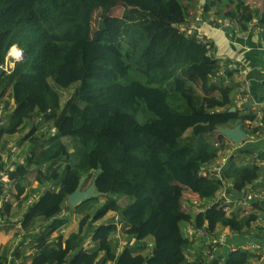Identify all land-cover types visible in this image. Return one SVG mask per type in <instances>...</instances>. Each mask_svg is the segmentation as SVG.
I'll return each instance as SVG.
<instances>
[{
    "label": "trees",
    "instance_id": "trees-1",
    "mask_svg": "<svg viewBox=\"0 0 264 264\" xmlns=\"http://www.w3.org/2000/svg\"><path fill=\"white\" fill-rule=\"evenodd\" d=\"M120 2L129 7L124 16L109 14ZM246 3L206 0L200 13L228 36L249 31L254 18L264 28V5L253 11L244 9ZM97 9L100 20L92 32ZM216 14L221 23L211 19H219ZM189 16L182 0H0V65L11 46L25 52L9 72L0 67V102L12 105L0 139L32 123L27 155L7 177L18 196L33 171L39 183L59 186L24 209L23 227L37 217L52 226L34 242L30 264H204L202 242L186 235L181 223H206L211 232L227 227L241 236L250 226L253 215L233 217L216 205L194 215L178 203L185 190L201 199L215 196L221 180L198 174L218 157L215 131L238 124L246 130V120L253 118L231 110L233 91L241 84H226L225 77L211 81L221 59L213 54L214 40L180 28H187ZM73 86L63 102L62 90ZM37 119L50 122L53 131H40L33 125ZM7 143L0 148V169ZM253 146L242 151L250 153ZM90 173L106 199L65 237L61 229L70 215L64 207L72 208L67 197ZM257 175V167L233 160L223 171L237 191ZM165 192L178 201L167 200ZM117 195L133 200L121 204ZM10 208L6 203L7 212ZM109 211L117 213L114 220L96 223ZM120 222L127 238L118 250L120 238L113 236ZM53 231L57 235L49 239ZM148 237L151 250L136 253ZM88 238L91 248L85 247ZM222 256L212 264H249L250 253L242 249ZM3 260L7 264L0 256Z\"/></svg>",
    "mask_w": 264,
    "mask_h": 264
},
{
    "label": "built area",
    "instance_id": "built-area-1",
    "mask_svg": "<svg viewBox=\"0 0 264 264\" xmlns=\"http://www.w3.org/2000/svg\"><path fill=\"white\" fill-rule=\"evenodd\" d=\"M197 19H203V16L198 17ZM214 20V19H212ZM228 24V22H225ZM251 28V27H250ZM262 30V28H259ZM251 30L243 33H238L237 30L234 33L230 34V38L235 39L238 37H246L249 35ZM253 32V31H252ZM262 35L264 33L262 31ZM18 51L14 52L12 55L14 56V61H5L4 65H0L5 71L9 72L13 69L16 62L23 59L22 51L17 47ZM264 49V42H263ZM12 53L11 48L8 52V55ZM17 55L22 59H17ZM219 71L211 76V81L216 82L220 77H225V83L229 80V74L233 73L240 77L241 86H240V94L243 95L240 98L233 99L234 107H238L243 114L253 115L252 119L246 120V130L245 137L240 141H235L225 134L220 132V130L215 131L214 134V142L213 145L219 148V154L216 160L207 164L200 169L198 172L199 176H213L221 180V188L216 192L215 196L208 199H201L197 194V197L200 199L201 207L196 211L194 210V215H199L212 206L222 207L225 212L229 215L232 214L230 212L233 211L234 207H246L256 204L257 200L264 199L263 194H259L258 187L263 186L264 184V175L258 174L250 183L243 186L239 191L235 189V183L232 180L225 179L223 176L224 169L228 166L231 160L236 159L243 148H245L248 144L251 143H263L264 146V70L262 76L260 78H254V76L247 78L249 72L254 73V71L259 67L256 66L258 64L253 65L254 63L243 65L242 61H230L226 58H220ZM252 66L251 70H245L246 67ZM264 67V61L261 64ZM11 111V107H7L4 101L0 102V128L5 126L6 118ZM16 143L14 141H8L6 144V148L3 151V168L0 169V213L3 209V205L5 202L9 201L11 197V192L14 190V185L12 181L10 182L8 179V172L16 169L17 162L21 161V157L19 152L16 150ZM1 148V146H0ZM241 164L246 166H254L259 168L260 170H264V160L260 158L258 155V150L254 153H247ZM58 185H48L42 186L35 193L28 198L27 203L31 204L36 201L39 195L47 190H58ZM196 209V208H195ZM25 210L21 212V214L17 217L18 226L22 228V215ZM6 219L0 215V230L3 229L6 225ZM17 227V223L14 224ZM118 231L115 234L117 238H120V244L118 246V250L123 247V244L126 240H123L121 235V229L123 227V223H118ZM208 224L195 225L194 223H185L184 232L186 235L194 237L195 239H200L203 241L204 246L202 250V261L204 264H212L215 261L222 262L223 261V252L224 251H236L238 249H242L244 251H253L259 257V261L261 264H264V212L255 215V218L251 221L249 227H247L246 231L242 234L244 238H246L245 242L242 244H230L227 240L228 238H237L240 235L239 232L232 230L229 228L228 231H216L211 232L208 230ZM21 235V234H20ZM22 236V235H21ZM259 236V238L257 237ZM22 241V238L16 237ZM25 245L28 244V241L23 242ZM17 248V241H14L11 247V253ZM35 247H32L31 251L35 254ZM12 264H17V258L11 259Z\"/></svg>",
    "mask_w": 264,
    "mask_h": 264
},
{
    "label": "rangeland",
    "instance_id": "rangeland-1",
    "mask_svg": "<svg viewBox=\"0 0 264 264\" xmlns=\"http://www.w3.org/2000/svg\"><path fill=\"white\" fill-rule=\"evenodd\" d=\"M205 1L206 0H202V3H200V0H182V2L185 4V6L188 8V10H191L190 16H189L188 20L185 23V25L187 26V28H185L184 26H182V27L180 26V28L184 29V31L187 34L190 35V34H192L193 31H197V33H198L199 36H203L204 35L203 32H201V30L199 29L202 26L203 22L202 23H199L201 21V19L195 18V15L198 13V11L200 10V8L202 7V4H204ZM263 5H264V0H247V3L244 6V9H246V10H253V11H255L256 9H260L261 10L263 8ZM128 8L129 7L125 3L120 2L116 6H114V7L111 8L109 14L114 15V16H117V17H123L124 14H125V12L128 10ZM100 14H101V9H97L95 11L94 15H93V20H92V24H91L92 32H94L97 29L98 22L100 20ZM201 16H203V15H200V17ZM216 17H218L219 19H216L214 16L211 19H214L218 23H221L222 22V19L220 18V16H218L216 14ZM203 20H204V17H203ZM255 21L256 20H253V23L250 24V27L251 28H249V30H253L254 29V25L255 26H260V25H258V23L255 24ZM193 23L195 24V26H197L198 29L194 28L193 26H192L193 28L190 27V25H192ZM233 50H235V49H233ZM214 52H215V55L220 56V57H223V58H228V57H232V56L234 57L235 56V55H231L233 53V51L230 52V53H226V52H219L217 49L216 50L214 49ZM237 53L238 54H242V50H239ZM17 59H22V58L21 57H18ZM237 60L240 61L238 58L237 59H233L232 61H237ZM5 61H8V62L9 61H14V59L12 57H10V56H5ZM4 62L2 63V65L5 64ZM226 84H230V85H237L238 84L239 85V84H241L240 77L236 73L235 75H232L229 78V80L226 82ZM195 89L196 90H199L198 87H195ZM239 89H240V86H239L238 90H234L233 91V97H235L236 95H238V92H240ZM73 90H74V86L71 87V88L62 90V95H63V98L62 99H63V102L65 100H67V98L71 95V93L73 92ZM11 106L12 105H10L9 107H11ZM33 125L34 126H37L40 131H43V132H46V133H50V132L53 131V127H52V124L50 122L42 123V122H40V120L37 119V120H35V122H34ZM31 127H32V123L29 122V121H26L24 123L21 131L15 133L13 135H10V136H3L0 139V146L2 147L4 145V143L8 142L9 140L10 141H14L16 143V145H17V147H16L17 153H18V151H20L19 152V155H20L21 159H23L24 156L26 157L27 152H28L29 141L26 138V135L31 130ZM64 140L66 141V139H64ZM69 146L71 147L70 143H69ZM246 154L247 153H245V152L242 151L240 153V155L236 159L241 158V157H244ZM55 166H57V165L52 166L51 169H53ZM44 170L46 171L47 168L45 167ZM94 174L93 173H90V174L84 176L85 180H84L83 185H82V188L84 190H86L92 184V182L94 181ZM24 184L27 187L26 192L23 195L18 196V190L15 187V192L12 193L13 200L11 202L10 211L7 212L6 209L3 208L2 211H1V213H0V215L6 219V223H7L5 225V227H3L2 230L5 229V230L8 231L9 229L13 228L14 229L13 230V236L14 237H17V227H15V225L13 223L16 222L15 218H17V216H19L21 214L22 210L28 205V203H27L28 198H30L33 193H35L39 188H41L39 184L50 185L52 183L50 181H45V182L39 183L36 180V171H33L32 173H30L28 175V177L24 181ZM94 192L97 195L95 197L97 199H93L92 201H87L81 207H79L77 209L75 208V206H71L72 207L71 209L68 208V206L64 207L65 210L68 209L70 211V214L72 216L70 218V222H71L70 226L71 227L68 226V229L65 232L66 234L71 229L76 228V226H77V224L79 222L78 219H80V217H82L81 215H83L84 213L88 212V210L90 208L97 207L99 204H101L102 202L105 201V199H106L105 196L98 195L97 192H96V190ZM165 196L167 197V200H169V201H174L175 203H176V201H178V200L172 198L166 192H165ZM114 198L118 202H120L121 204H125V203L130 202V201L133 200L132 197H130V196H124V195H117V196H114ZM7 203H9V202H7ZM178 203H179L180 208L182 210H185V212L188 211L190 213H193L194 210L197 211L201 207L200 199L197 197V195L195 193H192L189 190H185L184 191V193L182 195V198L178 201ZM67 204H68V202H67ZM105 217H104L105 219L102 218L99 221H97L96 223H100L102 221L103 222H106V221H109V220H114L117 217V213L114 212V211H109ZM17 222H18V220H17ZM45 222H46L45 219H42L41 222H38L37 223V226H42V225L43 226L41 227L40 235H37L38 233L35 234V237L36 238H39V237H42V236H45V235H48L49 233H51L50 232L51 230H49L50 228L47 227L46 224H44ZM94 225L95 224H91V227H94ZM37 228L38 227H35L34 226V227H32L30 229H26V230L27 231H31V233H34V229H37ZM18 229H21V228H18ZM24 231H25V229H24ZM18 232L21 233L19 230H18ZM29 233L30 232H24L23 235L26 234L28 236V235H30ZM55 236H56V234L53 237L50 234V236H49L50 238L49 239H54ZM120 237H122L123 240H126L127 235L124 234V231H123V234H121ZM114 238H116V236H113V239ZM129 240H131V242H132V238L129 239ZM131 242L128 241V244L131 243ZM145 242H146V244H143V242H142V243H139L138 245H136V253H147V252H149L151 250V248L153 247L152 246L153 244L148 239H146ZM33 244H34V242H29L26 245L27 249H25V248L24 249L26 251L29 250L30 248L32 249L31 246H33ZM8 245L9 244L6 245V249H8L7 248ZM203 246H204V243H202V247L200 249L201 252L203 250ZM194 253H195L194 251L191 252L192 255Z\"/></svg>",
    "mask_w": 264,
    "mask_h": 264
},
{
    "label": "crops",
    "instance_id": "crops-1",
    "mask_svg": "<svg viewBox=\"0 0 264 264\" xmlns=\"http://www.w3.org/2000/svg\"><path fill=\"white\" fill-rule=\"evenodd\" d=\"M200 3H202V0H200ZM202 10V7L200 8V10L198 11V13L195 15V17L199 14L202 15L200 13V11ZM189 13H191V10H189ZM255 24L257 23V19L254 18ZM202 26L199 28L201 30V32H203L204 35L208 36V38L214 40L215 42V47L214 49L218 50L219 52H226V53H230L233 51V53L231 55H235L234 57H228L226 59L232 61L233 59H239L240 61L243 62V65H245V63L250 64V63H254L258 64L256 66H259L254 73L249 72L247 75V78H250L252 76H254V78H260L262 76L264 67L261 65L262 61H264V49H263V42H264V36L262 35V31L264 33V28L260 25V26H255L254 25V29L251 30V32L249 33V35H247L246 37H238L235 39L230 38L224 31V29L218 27L217 25H213L212 23L208 22V20L204 21L201 20L199 23H202ZM191 26H193L194 28L198 29L197 26H195V24L193 23ZM259 28H262V30H259ZM253 31V32H252ZM213 49V54L215 55ZM235 49V50H233ZM239 50H242V54H238L237 52ZM217 56V55H216ZM219 58H222L220 56H217ZM238 61V60H237ZM252 66H248L245 68V70H251ZM243 94L240 92L238 93V95H236V98H240ZM234 97V98H235ZM254 144V146H253ZM248 146H253L254 148L251 150L250 153H254L255 151L258 150V155L260 156V158L262 160H264V146L263 143L257 142V143H251L248 144ZM243 157L238 158V159H234L233 161L237 162V163H241ZM257 172L258 174L261 173V175H264V170H260L259 168H257ZM232 181V180H231ZM90 187V186H89ZM88 187V188H89ZM87 188V189H88ZM258 191L259 194H263L264 192V184L263 186H259L258 187ZM15 192V187L14 190L11 192V197L9 199V202L11 204L12 200H13V196L12 193ZM5 202V204L7 203ZM5 204H4V208H5ZM28 206V205H27ZM26 206V207H27ZM26 207L24 209H26ZM23 209V210H24ZM22 210V211H23ZM67 213H69L70 218L72 217L70 214V211L67 209L65 210ZM264 212V199L262 200H257L256 204H253L251 206H246V207H234L233 211L230 212L232 214H230V216L233 217H237L240 218L243 215H253L255 217V215H258L259 213ZM80 215V214H79ZM82 216V215H81ZM18 217V216H17ZM81 218V217H80ZM106 218V217H105ZM104 218V219H105ZM17 218H15L16 220ZM42 219H44L43 217H37L35 219H33L27 226H24L21 224L22 228H19V224L17 222V237H21L22 241L20 239H17L16 237L13 236V228L7 230H0V256H4L7 258V264H12L11 263V259H15L17 258V264H30L32 262L33 259V251H31V248L29 250H25L27 249L26 245L23 243L25 240L29 242H37L38 238L35 237V234L38 233L37 235H40L41 232V227L43 226H37L38 222H41ZM80 220V219H78ZM45 223L47 225V227H49V230H52V226H50L49 220L45 219ZM13 223V224H16ZM70 222V221H69ZM103 222V221H102ZM107 222V221H106ZM79 223V222H78ZM71 222L63 227L61 229V232L63 233V235L65 237H67L71 232H75L78 229V224L76 226V228L71 229L67 234L65 233L68 229V226H70ZM38 227L37 229H34V233H31V231H27L26 229H30L32 227ZM71 227V226H70ZM25 229V231H24ZM18 230L21 232L19 233ZM218 231H228L229 228L227 227H221L219 226V228H217ZM246 231V230H245ZM244 231V232H245ZM24 232H30V235H23ZM22 236H21V235ZM57 235V232L53 231L52 233V237L54 235ZM259 238V236H257ZM40 238V237H39ZM148 239L152 244H153V239L151 237L146 238ZM246 240V238H244L243 236H239L237 238H228V242L230 244L235 243V244H242L244 243ZM14 241H17V248L14 250V252L11 253V247ZM9 244L7 246L8 249H6V245ZM124 245V244H123ZM33 247V246H31ZM85 247L86 248H91L93 247V243L91 241L90 238L86 239L85 241ZM25 248V249H24ZM250 253V257H249V264H261L259 261V257L255 254V252L253 251H248ZM3 263L0 262V264H5V261H2ZM111 264V263H108Z\"/></svg>",
    "mask_w": 264,
    "mask_h": 264
},
{
    "label": "water",
    "instance_id": "water-1",
    "mask_svg": "<svg viewBox=\"0 0 264 264\" xmlns=\"http://www.w3.org/2000/svg\"><path fill=\"white\" fill-rule=\"evenodd\" d=\"M23 51V50H22ZM23 59L25 58V52L23 51ZM235 107H232L231 110H235ZM220 132H222L223 134H225L227 137L235 140V141H240L245 137V131L242 129L241 125H237L235 128H220L219 129ZM85 178L83 177L81 179V181L79 182L77 188L75 189L74 192H72L71 194L68 195V203L72 206H76L79 203L92 198V197H96L97 195L95 194V181L92 182V184L90 185V187L86 190L82 189V185L84 182ZM98 195H100L99 193H97Z\"/></svg>",
    "mask_w": 264,
    "mask_h": 264
},
{
    "label": "clouds",
    "instance_id": "clouds-1",
    "mask_svg": "<svg viewBox=\"0 0 264 264\" xmlns=\"http://www.w3.org/2000/svg\"><path fill=\"white\" fill-rule=\"evenodd\" d=\"M252 23H253V22H252ZM252 23H251V24H252ZM249 28H250V27H249ZM14 46H17V47L22 51V49H21L18 45H16V44L13 45V46H11V47H14ZM11 47H10V48H11ZM10 48H9V50H10ZM9 50H8V52H9ZM8 52H7L6 56H8ZM22 52H23V51H22ZM22 54H23V53H22ZM22 60H24V59H22ZM22 60H20V61H22ZM16 63H17V62H16ZM16 63H15V64H16ZM14 66H15V65H14ZM13 68H14V67H13ZM232 107H234V105H232ZM232 107H231V108H232ZM237 108H238V107H236V109H237ZM236 109H235V110H236ZM238 109H239V108H238ZM238 125H241V124H238ZM241 127H242V126H241ZM227 128H228V127H227ZM233 128H235V127H233ZM242 129H243V128H242ZM217 130H219V129H217ZM217 130H216V131H217ZM243 130H245V129H243ZM213 142H214V140H213ZM82 189H83V188H82ZM83 190H84V189H83ZM95 190H96V189H95ZM195 194H196V193H195ZM197 195H198V194H197ZM67 202H68V200H67ZM68 204H69V203H68ZM69 205H70V204H69ZM71 206H72V205H71ZM193 214H194V212H193ZM185 223H186V222H185ZM185 223H184V222L181 223L182 230H183V228H184ZM187 223H189V222H187ZM183 232H184V230H183ZM184 233H185V232H184ZM198 240H200V239H198ZM200 241L203 243L202 240H200Z\"/></svg>",
    "mask_w": 264,
    "mask_h": 264
},
{
    "label": "bare ground",
    "instance_id": "bare-ground-1",
    "mask_svg": "<svg viewBox=\"0 0 264 264\" xmlns=\"http://www.w3.org/2000/svg\"><path fill=\"white\" fill-rule=\"evenodd\" d=\"M11 51H12V53H10L8 56H10V57H12V58L14 59V56H13L12 54H13L15 51L17 52L18 49L15 48V47H11ZM18 57H20V56L17 55V58H18Z\"/></svg>",
    "mask_w": 264,
    "mask_h": 264
}]
</instances>
